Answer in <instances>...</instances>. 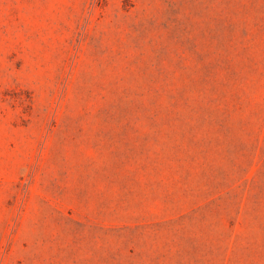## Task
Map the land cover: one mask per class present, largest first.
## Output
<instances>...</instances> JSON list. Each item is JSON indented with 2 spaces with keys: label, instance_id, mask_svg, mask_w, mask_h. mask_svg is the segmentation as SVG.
<instances>
[{
  "label": "rangeland",
  "instance_id": "obj_1",
  "mask_svg": "<svg viewBox=\"0 0 264 264\" xmlns=\"http://www.w3.org/2000/svg\"><path fill=\"white\" fill-rule=\"evenodd\" d=\"M0 264H264V0H0Z\"/></svg>",
  "mask_w": 264,
  "mask_h": 264
}]
</instances>
